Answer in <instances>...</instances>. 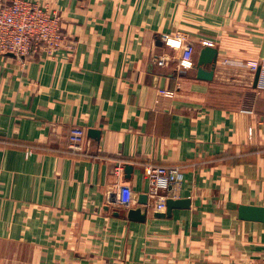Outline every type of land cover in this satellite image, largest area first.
<instances>
[{
    "label": "crops",
    "instance_id": "obj_1",
    "mask_svg": "<svg viewBox=\"0 0 264 264\" xmlns=\"http://www.w3.org/2000/svg\"><path fill=\"white\" fill-rule=\"evenodd\" d=\"M27 1L61 14L68 46L0 56V264H264V223L239 218L264 208V76L248 67L264 0ZM188 43L195 65L218 49L212 81L180 69ZM149 167L179 168L163 195L190 203L130 222L119 188L139 207Z\"/></svg>",
    "mask_w": 264,
    "mask_h": 264
},
{
    "label": "built area",
    "instance_id": "obj_2",
    "mask_svg": "<svg viewBox=\"0 0 264 264\" xmlns=\"http://www.w3.org/2000/svg\"><path fill=\"white\" fill-rule=\"evenodd\" d=\"M172 47L169 43H167ZM68 38L62 33V16L49 5H41L27 0H10L0 3V56L13 54L17 59L43 57L54 59L67 48ZM196 47L188 43L180 59L181 70L195 67ZM163 64L162 60L158 61ZM187 62V63H185ZM248 67L264 76V60L251 62ZM86 132L74 128L69 135L70 146L77 151L84 150ZM146 177L150 182V204L166 205L164 192L179 184L183 174L179 168L149 167ZM136 195L129 185L119 188L117 203L129 209Z\"/></svg>",
    "mask_w": 264,
    "mask_h": 264
},
{
    "label": "water",
    "instance_id": "obj_3",
    "mask_svg": "<svg viewBox=\"0 0 264 264\" xmlns=\"http://www.w3.org/2000/svg\"><path fill=\"white\" fill-rule=\"evenodd\" d=\"M219 51L213 47H204L199 54L195 69L197 71V78L202 81H212L214 79L216 64L218 62ZM9 57H15L13 54H8ZM260 69L257 71L256 82L259 79ZM90 134L96 138L99 137L100 132L91 130ZM125 175L127 179H131L134 171V166L125 165ZM190 201L188 200H173L166 201V214L157 213L156 217L164 218L171 217L172 211L175 209L187 208ZM137 208H129L125 210V216L130 222L146 223L148 218L150 197L148 194L139 196ZM116 216L119 214L116 213ZM239 218L244 221H253L264 223V208L241 206L239 208Z\"/></svg>",
    "mask_w": 264,
    "mask_h": 264
},
{
    "label": "clouds",
    "instance_id": "obj_4",
    "mask_svg": "<svg viewBox=\"0 0 264 264\" xmlns=\"http://www.w3.org/2000/svg\"><path fill=\"white\" fill-rule=\"evenodd\" d=\"M168 43L174 48H180L181 47V41L180 40H169ZM185 63H187V62H185Z\"/></svg>",
    "mask_w": 264,
    "mask_h": 264
}]
</instances>
